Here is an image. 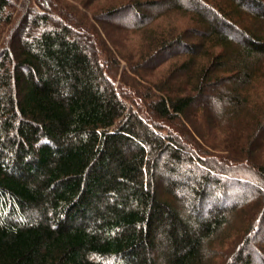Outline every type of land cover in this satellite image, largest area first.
Segmentation results:
<instances>
[{"label": "trees", "instance_id": "obj_1", "mask_svg": "<svg viewBox=\"0 0 264 264\" xmlns=\"http://www.w3.org/2000/svg\"><path fill=\"white\" fill-rule=\"evenodd\" d=\"M263 58L264 0H0V264H220L249 208L239 256L264 219ZM164 153L193 179L179 215Z\"/></svg>", "mask_w": 264, "mask_h": 264}, {"label": "rangeland", "instance_id": "obj_2", "mask_svg": "<svg viewBox=\"0 0 264 264\" xmlns=\"http://www.w3.org/2000/svg\"><path fill=\"white\" fill-rule=\"evenodd\" d=\"M176 1H179V0H176ZM193 6L196 7L195 4H193L192 7ZM244 6H245V8L252 9V7L250 5H246L245 3H244ZM200 9H199V12L203 13L208 19H212V20L214 19L213 16H215V14L210 13V12L208 13V12H206V10H202V9L200 10ZM149 12L150 11H147V14ZM123 18L124 17H122V19ZM122 19H119V20L125 21V22L131 21L130 18H127V19L124 18V20H122ZM242 25H243V23L241 24V26ZM241 26H237L236 25V27L233 28L234 32L236 31V33L235 34H231L230 33L229 34V37L232 38V39H236V37H241V39L244 38L245 35H243V33L240 32V30H243V28ZM224 29L225 30H223V31L228 34V31H227L228 28L225 27ZM16 41L17 40H14L13 43L15 44ZM171 49L178 50L179 47L175 46L173 48L171 47ZM171 49H169V50H171ZM262 62L264 63V58H263ZM257 83H258V88L256 89L257 94H259V96L264 99V76H263V78L261 80H258ZM212 87H213V85H210V86H208V89H210V88L212 89ZM197 102L199 103V105L205 107L208 110V111H206L204 113V118L202 119V121H204L207 124H209L210 125L209 128H211V125H214V123L212 124V122H211V120H212L211 114L213 115V113H214L213 111H215V109L220 106V104L222 103V100L217 99V98L211 96L209 98H199L197 100ZM190 116H192V115H190ZM201 133L204 134L203 132H201ZM205 133L208 136V133L209 132L208 133L205 132ZM195 138H196L197 141H200L198 139V137H195ZM222 139L223 138H217L216 140H214V139H212V140L214 141L213 142L214 145H216V146L219 145L220 147H224L225 141L223 142ZM171 147L173 148L174 145L171 146ZM132 148H133V143H131V144L129 143V145L124 146L121 151L126 155L128 153V150H130ZM213 151L221 152L220 150H218V147L215 150H213ZM166 155H167V153H164V154H161V155L160 154L157 155L158 159H161V160H159V165L157 167V171L154 174V177L156 178V180H157V182L159 184V187L156 190V194L158 195L159 198H161V196H162V189H164L163 186L164 185H167V184H172L171 185V188H172L171 190H175V193H174L175 195L178 192H182L184 194V196H181L180 194H177L176 195L177 196V199L180 201V203L179 204H177V203L172 204V208L177 213V215H179L180 213H182V209L179 206H181V204H182L185 207L186 204H187L186 197H187V194L190 192L191 188L193 187V179L190 176H187L188 180L186 182H182V183H178V184H176V183L174 184L173 182H171L170 178L169 177H166L162 173V171H163L162 170V166L164 167L165 164H166L165 161H163L165 159V157H167ZM234 177L237 178L238 176L234 175ZM250 187L251 188H249V189H245L244 195H247L248 193H250L252 191V189H254L256 187H259V186H252L251 185ZM229 188L231 189V186H229ZM185 202H186V204H185ZM202 202H203L204 205L207 204L206 203V200L205 201H202ZM207 202H208V200H207ZM95 205H97V202L95 203ZM204 205H202V206H204ZM212 208L213 209H218L217 206H213ZM250 210L251 209L247 208V209H245V212L236 211L235 212V216L233 215V216H230L229 217V221H230L229 224L228 223L224 224V228H223L224 235L222 236L223 238H222V240L220 238V239H218L216 241L217 244H215L214 251H213L214 252L213 253V258L218 263H220V264L221 263L222 264H225V263L237 264V261H244V260L245 261L246 260L247 261L248 260H251L249 262H252L253 260H255L257 258L254 255L253 248H255V250L258 249L257 250V253L260 256L262 255V257H263L262 260H258L257 259L258 260L257 262L264 264V251H263L264 250V244L260 243V241H262L261 239H264V219L261 221V227H260L259 231L254 234V238H252L253 234L251 232H252V229H253V227H254L255 224L253 225V227H252L251 230H249V231L246 232L247 235H249V236L251 235L250 236V238H252L251 239V242L242 250V252H241V254H239V256L235 257V259H233L232 261L229 262L230 258L232 257L233 251H235L236 248L238 247V245L240 244V242H239L240 238L237 239L235 237H237V235L240 236L241 233H242L241 231L243 230V228H245V224H246L245 222H247V219H246L245 216H248V217L250 216V213H251ZM207 213L208 212H206V211L201 212L202 217L200 219H202L203 217H206L208 215ZM239 216H242L243 217L242 220H241V218H239ZM162 217L164 218V215ZM254 221L256 223V219ZM252 222H253V220H252ZM160 223H161V221L159 219H157L156 222H155L156 225L157 224H160ZM241 239H242V237H241ZM235 241H237V242L234 243ZM223 262H225V263H223Z\"/></svg>", "mask_w": 264, "mask_h": 264}]
</instances>
